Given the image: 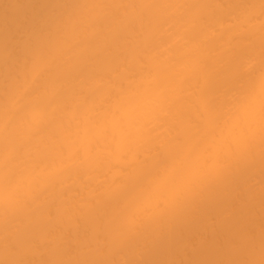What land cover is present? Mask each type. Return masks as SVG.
Returning a JSON list of instances; mask_svg holds the SVG:
<instances>
[{"label":"bare ground","instance_id":"bare-ground-1","mask_svg":"<svg viewBox=\"0 0 264 264\" xmlns=\"http://www.w3.org/2000/svg\"><path fill=\"white\" fill-rule=\"evenodd\" d=\"M262 104L264 0H0V264H261ZM237 124L242 210L181 228L206 247L122 231L143 169L183 172Z\"/></svg>","mask_w":264,"mask_h":264},{"label":"snow or ice","instance_id":"snow-or-ice-1","mask_svg":"<svg viewBox=\"0 0 264 264\" xmlns=\"http://www.w3.org/2000/svg\"><path fill=\"white\" fill-rule=\"evenodd\" d=\"M264 122V104H262ZM214 143L205 155L197 156L183 172L176 173L166 164L153 173L150 167L142 170L141 190L147 178V195L137 209L122 221V231L139 238L137 242L145 247H153L168 237L177 236L185 247L203 248L209 239L202 236L185 238L182 226L189 224L215 209L211 222L227 224L242 206L236 203L234 193L241 180L249 173L255 163L252 141L253 133L242 125H234L227 132L213 133ZM261 174L264 176V128L261 129ZM261 207L264 209V180L261 184ZM240 235L227 245L232 249L239 247ZM126 264H175L174 261L137 260ZM194 264H239L229 260H209ZM250 264V262H248ZM264 264V261L261 262Z\"/></svg>","mask_w":264,"mask_h":264}]
</instances>
